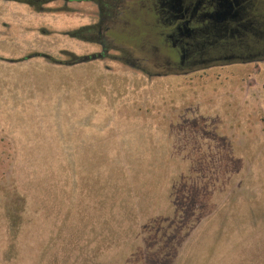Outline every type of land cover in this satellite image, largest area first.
I'll list each match as a JSON object with an SVG mask.
<instances>
[{"label": "rangeland", "instance_id": "1", "mask_svg": "<svg viewBox=\"0 0 264 264\" xmlns=\"http://www.w3.org/2000/svg\"><path fill=\"white\" fill-rule=\"evenodd\" d=\"M9 17L31 19L0 3ZM12 27H0V264H264V61L180 75L162 53L60 66L40 56L72 57L28 53Z\"/></svg>", "mask_w": 264, "mask_h": 264}, {"label": "flooded vegetation", "instance_id": "2", "mask_svg": "<svg viewBox=\"0 0 264 264\" xmlns=\"http://www.w3.org/2000/svg\"><path fill=\"white\" fill-rule=\"evenodd\" d=\"M0 3L14 5L31 16L2 19L0 27L10 31L14 25L30 36L37 46L28 53L72 57L65 63L52 61L48 55L40 56L60 66L115 59L110 53H162L166 57L162 71L180 75L264 61V0ZM130 62L137 68V62ZM154 67L157 69L158 65ZM140 71L145 73L143 68Z\"/></svg>", "mask_w": 264, "mask_h": 264}]
</instances>
